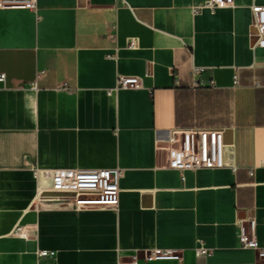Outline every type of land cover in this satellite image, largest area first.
<instances>
[{"label":"crops","instance_id":"0c3cea01","mask_svg":"<svg viewBox=\"0 0 264 264\" xmlns=\"http://www.w3.org/2000/svg\"><path fill=\"white\" fill-rule=\"evenodd\" d=\"M204 1L0 7V264H260L237 237L253 222L264 246V48L253 0ZM192 65L215 85L191 87ZM118 75L140 87L114 90ZM173 129L222 130L221 166L166 167ZM114 167L116 210L38 198L35 168Z\"/></svg>","mask_w":264,"mask_h":264},{"label":"built area","instance_id":"2783aa9c","mask_svg":"<svg viewBox=\"0 0 264 264\" xmlns=\"http://www.w3.org/2000/svg\"><path fill=\"white\" fill-rule=\"evenodd\" d=\"M232 0H205L204 3L195 8L215 9L232 5ZM19 6L36 11V0H0V7ZM251 24L254 29L255 40L251 48H264V5L251 4ZM127 48L137 47L135 39L130 38ZM207 67L192 65L190 70L191 87H213L215 82L210 75H207ZM5 75L0 72V81H4ZM235 82L237 75H234ZM34 87V85H33ZM140 80L137 76L118 75L115 81L114 90L119 88H138ZM111 90H109L110 92ZM167 159L166 167L176 169L180 172L186 169L216 168L221 166V153L224 147L223 133L220 129H173L166 139ZM33 173L37 179L46 178L48 185L39 186L37 195L39 199L56 202L68 201L75 208L100 207L116 210L119 204V180L122 177V169L118 167L104 169H38ZM251 174V173H250ZM51 193L53 196H44ZM250 229L239 225L238 245L243 249H251L256 252L260 264H264V246H260L253 236L251 229L253 222H250ZM17 233L24 234L17 229ZM172 251L156 250L148 258L160 259L171 257ZM196 256H209L212 249L199 245L194 249ZM53 250H39V256H54ZM117 264H137L136 261L122 262Z\"/></svg>","mask_w":264,"mask_h":264}]
</instances>
